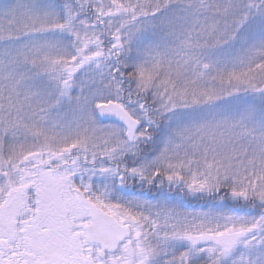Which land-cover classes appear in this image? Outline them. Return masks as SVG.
<instances>
[{
	"label": "snow or ice",
	"instance_id": "1",
	"mask_svg": "<svg viewBox=\"0 0 264 264\" xmlns=\"http://www.w3.org/2000/svg\"><path fill=\"white\" fill-rule=\"evenodd\" d=\"M0 264H264V0H0Z\"/></svg>",
	"mask_w": 264,
	"mask_h": 264
}]
</instances>
